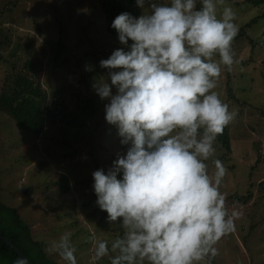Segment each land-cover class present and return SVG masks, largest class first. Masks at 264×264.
Segmentation results:
<instances>
[{
    "label": "clouds",
    "instance_id": "1",
    "mask_svg": "<svg viewBox=\"0 0 264 264\" xmlns=\"http://www.w3.org/2000/svg\"><path fill=\"white\" fill-rule=\"evenodd\" d=\"M224 2L136 0L148 11L139 17L123 12L112 22L129 49L100 61L109 71L92 87L108 101L105 120L127 151L117 153L107 172H93V188L96 204L122 235L109 247L91 233L90 264L110 253V264H201L218 255V242L235 230V213L219 191L227 168L215 159L210 175L205 163L237 116L214 90L222 66L234 64L238 34L231 7L218 15ZM46 250L78 264L70 232Z\"/></svg>",
    "mask_w": 264,
    "mask_h": 264
},
{
    "label": "rangeland",
    "instance_id": "2",
    "mask_svg": "<svg viewBox=\"0 0 264 264\" xmlns=\"http://www.w3.org/2000/svg\"><path fill=\"white\" fill-rule=\"evenodd\" d=\"M244 6L245 11L239 13L238 6L224 2L223 6H218V15L223 7H231L235 16L237 11L239 14L234 22L239 32L242 24L263 11V5ZM3 10L1 22L18 28L23 41L27 43V34L35 37L40 57L46 60L44 84L49 89L68 82L66 74L77 69L78 60L98 69L94 82L100 76L106 77L109 70L100 67L102 57L91 51L100 55L105 53V58L118 48H126L107 32L101 0H0V11ZM144 11L147 12L148 8L145 7ZM246 34L232 47L234 64L229 70L234 92L246 102L243 110L239 105L229 107L230 111H241L231 122L232 151L227 156L222 155L223 149L216 141L215 154L205 161L210 175L215 172V159L226 166L227 174L219 191L225 196L229 213H235V230L216 245L218 255L215 256V264H264V190L257 188L264 181V66L261 64L263 56L256 57L250 42V38H264V16L252 29L246 30ZM59 41L66 50L58 52V48L55 49L53 44ZM131 43L129 41V45ZM251 54L254 58L252 63H239L249 59ZM56 55L58 64L55 63ZM214 59L219 60V57ZM225 69L222 66L221 77L214 90L226 103L229 75ZM3 77L4 66L0 68V81ZM93 93L95 104L90 106V110L95 111L91 116L89 112L75 110L80 121L85 119V125L89 126L68 123L62 129L53 128L40 138L20 133L12 119L0 114L1 200L19 209L39 235L37 237L45 239L46 249L62 234L70 232L78 264H90L93 251L88 237L91 233H95L98 239L108 240L110 246L121 236L110 233L114 228L119 231L120 226L111 225L106 211L96 204L93 172L99 170L97 163H102L105 168L102 169L107 172L117 153H126L127 146L120 143L115 126L105 120L104 106L108 101L101 100L95 90ZM86 142H90L89 147L96 145V149L86 150ZM76 147L79 150L74 153ZM93 154L97 156L96 160ZM259 156L262 158L260 162ZM61 174H67L71 180L69 193H63L56 184ZM251 183L257 185L253 186L255 195L248 203L226 200L229 195L246 193ZM31 187L34 193L28 192ZM47 254L57 264H66L58 254H49L48 251ZM110 256L96 261V264H110ZM201 264L214 263L206 258Z\"/></svg>",
    "mask_w": 264,
    "mask_h": 264
},
{
    "label": "trees",
    "instance_id": "3",
    "mask_svg": "<svg viewBox=\"0 0 264 264\" xmlns=\"http://www.w3.org/2000/svg\"><path fill=\"white\" fill-rule=\"evenodd\" d=\"M225 2L238 6L240 8L239 13L245 11V4L263 5L261 15H256L247 23L241 25L240 31L232 42L233 47L238 40L247 35L246 30L252 29L259 19L264 16V0H225ZM101 5L106 15L107 32L114 40H119L117 31L111 26L116 16L123 12H128L134 17H139L144 11L137 6L136 0H101ZM241 5L243 6L241 7ZM4 11H0V68L4 66V77L0 81V114L12 119L17 124L20 133H25L34 138H40L53 128L62 129L68 126V123H74L80 127L89 126L85 125L87 123L84 122L85 119L80 121L75 110L81 109L86 113L89 112V116L94 113L95 110L91 111L90 106L95 104L92 85L94 74L98 69L91 68V71H87L86 64L82 60H78L77 69H72L66 74L68 82L55 85L54 88H47L44 84L46 60L45 57H40L36 47L37 44L35 45V37L27 34V43L23 41L22 36L18 33V28L1 22V16ZM236 13L238 16L239 13L237 11ZM258 39L250 38L251 48L256 57L262 58L263 56L261 64L264 66V38ZM98 45L92 44L95 48H98ZM53 46L55 49L58 48V52L66 50L60 41L53 44ZM124 46L126 47L125 50H127L128 46ZM91 52L98 57L101 56L102 59L110 57V55H107V57L103 58L105 53L100 55V53ZM57 58L58 55L55 56L56 64H58ZM253 59V54H251L249 59L240 60L239 63L248 65L253 62ZM225 71L229 75L227 67ZM230 80L231 76L229 75L226 103L229 107L239 105L241 106L240 110H243L246 102L234 92ZM87 92H90V95H87ZM240 113L241 111L237 112V115ZM230 128L231 123L225 127L223 134L218 135L215 140V143L217 141L221 145L223 149L222 155L224 156H227V153H230L233 147ZM64 142L68 143L67 140H64ZM89 143L86 142L84 144L85 149L95 150L96 145L89 147ZM68 144L70 145V143ZM78 150L79 148L76 147L74 153H77ZM88 154L90 153L88 152ZM93 157L96 160L97 156L93 154ZM260 159L262 160L259 156L258 162L261 161ZM97 166L99 169L104 168L102 163H97ZM56 184L63 193L71 191L72 183L67 174H61ZM256 185L251 183L246 193L229 195L226 200H231L233 203L246 204L254 197L253 186L255 187ZM257 188L264 190V181H261ZM28 192L34 193V188H29ZM0 232L13 240L33 264H57L47 254L45 239L38 238L39 235L32 230L18 208L9 206L1 198ZM110 233L122 235V229L119 227V231H117L114 228L110 230ZM18 258H21V256L0 239V264H15ZM208 259L215 264L216 257Z\"/></svg>",
    "mask_w": 264,
    "mask_h": 264
},
{
    "label": "water",
    "instance_id": "4",
    "mask_svg": "<svg viewBox=\"0 0 264 264\" xmlns=\"http://www.w3.org/2000/svg\"><path fill=\"white\" fill-rule=\"evenodd\" d=\"M0 239H2L7 245L12 247L21 257L27 259L28 264H33L30 259L25 255V253L20 249V247L6 235L0 232Z\"/></svg>",
    "mask_w": 264,
    "mask_h": 264
}]
</instances>
